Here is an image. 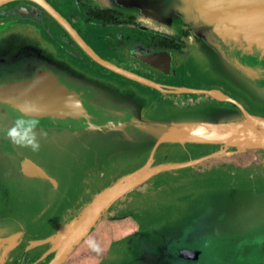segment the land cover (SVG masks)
Returning a JSON list of instances; mask_svg holds the SVG:
<instances>
[{
    "label": "flooded vegetation",
    "instance_id": "1",
    "mask_svg": "<svg viewBox=\"0 0 264 264\" xmlns=\"http://www.w3.org/2000/svg\"><path fill=\"white\" fill-rule=\"evenodd\" d=\"M44 1L101 61L138 78L116 73L94 60L32 1L14 0L1 6L0 28L26 25L43 30L46 42L69 62L143 94L152 110L165 106L191 107L198 103L236 108L233 102L205 94L176 92L187 89L218 90L251 113L238 95L198 77L186 58L187 31L167 34L145 29L135 18L99 9L87 0ZM141 50L167 52L169 56L163 57L162 68H155L139 59L137 51ZM207 154L200 152L173 162H186ZM100 158L81 168L76 183L79 198L73 201V210L66 214L63 209L58 221L54 208L42 209L45 218L40 219L39 213L43 211L32 205L24 206L22 195L27 186L18 179L0 176V220L11 213L21 218L26 215L29 227L27 240L4 264H54L58 253L68 251L69 242L74 246L67 256L59 258L60 264H91L90 261L92 264H227L241 252L242 244L264 239L262 168L256 172L262 174L255 177L238 175L222 163L225 160H219L213 161L216 164L208 161L166 170L122 192L113 202L95 206L98 196L104 195L101 189L109 184L107 171L112 165V156ZM160 162L167 163L168 159L157 163ZM59 187L60 183L56 189ZM82 213L85 222L80 220L83 223L77 230L66 228L73 217ZM88 241H94L99 251H93Z\"/></svg>",
    "mask_w": 264,
    "mask_h": 264
},
{
    "label": "water",
    "instance_id": "2",
    "mask_svg": "<svg viewBox=\"0 0 264 264\" xmlns=\"http://www.w3.org/2000/svg\"><path fill=\"white\" fill-rule=\"evenodd\" d=\"M11 1L14 0H0V7ZM29 1L51 16L94 60L116 73L138 78L101 61L47 2ZM107 6L136 16L141 9H147L148 14L149 9L155 8L169 26L191 29L189 50L199 71L245 98L264 102V0H107ZM38 45L22 32L0 35V164L14 177L27 182L33 179L55 182L39 165L51 147L56 149L62 145L60 140L64 136H93L96 144H101L104 136L110 151L125 157L119 164L120 171L131 170L118 176L103 191L107 195L103 202L106 205L156 173L208 161L234 162L252 151H264V117L249 113L218 90L178 89L176 92L205 94L219 101L233 102L236 108L205 103L199 109L165 107L153 111L143 94L70 69ZM137 55L155 68L159 67L155 56H169L167 52L146 50L137 51ZM28 58V63L13 64ZM139 81L156 87L144 79ZM25 101L43 108L39 114L40 127L47 131L49 140L41 138L37 153L13 144L6 136L19 105ZM76 103L80 106H68ZM160 112H168V117H157ZM210 149L212 152L206 156L186 162L157 163L164 160V155ZM16 230L11 219L0 224L2 263L8 257L11 242L18 238L15 235L23 233ZM73 246L69 242L68 251L62 257ZM61 260H55L54 264H60ZM234 263L257 264L256 252L253 250Z\"/></svg>",
    "mask_w": 264,
    "mask_h": 264
},
{
    "label": "crops",
    "instance_id": "3",
    "mask_svg": "<svg viewBox=\"0 0 264 264\" xmlns=\"http://www.w3.org/2000/svg\"><path fill=\"white\" fill-rule=\"evenodd\" d=\"M87 1H90V3L93 6H96L99 9H110L115 12L121 13L125 16L133 17L136 19L137 23H139L145 29H150V30H154V31L162 32V33H167V34H172L178 31H187L189 34L186 39V48H185L186 58L190 62V64L193 66V69L195 70L196 74L199 77H200V74H202L199 71L198 64L195 63L192 57L193 55L191 51L189 50V43H190L191 36H192L191 29H182V28L169 26L167 21H164L163 18L160 16V13L158 11L156 12L155 8H153V11H150L151 9H149L148 14L145 13L147 12L146 11L147 9H144V10L141 9L140 12L138 13V16H136V15L125 14L123 12L116 10L115 8L108 7L107 0H87ZM55 30L58 31L57 28H55ZM21 32L27 35L30 39H32V41L39 44L38 46L45 49L48 53L54 55L56 59H58L63 64L67 65L70 69L77 70L80 73H85V74H88L94 77H98L97 75H94L91 72L83 71L81 68L75 66L73 63L69 62L64 56H62L56 50L55 47L49 45L46 42V37L43 34V30H40L38 28H33L30 26H26V25H12V26H6L3 28H0V35H3L5 33L19 34ZM57 43L58 45L60 44V42L58 41ZM25 62L26 63L30 62V58L22 59L13 64L17 66L18 64L25 63ZM98 78L110 81L108 79H105L104 77L103 78L98 77ZM226 86L227 87H224V88L229 90L230 92L236 95L240 94L238 91L232 89L228 85ZM124 88H127V87H124ZM129 90H133V89H129ZM242 97L245 100V97L244 96ZM146 100L148 104V98H146ZM206 104H209V103H206ZM215 106H221V105H215ZM165 107L177 108L176 106H165ZM223 107H230V106H223ZM180 108H187V107H180ZM153 111H158V110H153ZM254 115L262 116L260 114H254ZM92 137L93 136H87V135L64 136L60 140V144L62 145H59L56 149L51 147L49 149L50 151L48 152V155L47 156L44 155V157H42L43 160L42 162L41 161L39 162L40 164L34 160L37 164L41 166V168L45 171V173L48 176H50L55 182L45 181V179L44 180L33 179L32 182H29L30 184H33V185H28L27 189L24 190L23 195H22V200L25 202L24 203L25 207L26 206L29 207V205H32L34 206V208L35 207L39 208L40 211H43L42 209H46V208H51V209L54 208L55 210L54 214L57 216V219L55 221H58V215L63 214V209H65V213L67 214L69 210L72 209L73 201H75L76 197L79 198L78 190L76 194V183L78 181V175L81 172V168H83L85 165H88L92 160L94 161L98 159L99 157H101L100 159L103 158V160H105L107 157L112 156V165H110L111 166L110 171H107V175H109L108 177L109 184L103 187L101 190H105V188L110 186L112 181L115 180L118 176L125 175L131 171L129 168H125V169L122 168L120 171L119 164L125 157L121 153L110 151V148H109L110 145H109V142L106 140V137L103 136V142L101 144L94 143L96 142V140H93L95 138H92ZM46 139L49 140V136H47ZM200 152L210 153L212 152V150L211 149L208 151L202 150V151L191 153V154H187L181 151L179 152V155L183 156L185 159V158L191 157L192 155L198 154ZM173 156L174 155H170V154L164 155V160L168 159V162L173 161V159H170ZM113 162H115V164ZM211 162L214 163L213 161ZM222 163L229 166L233 174L255 177V176H258L264 173V151L263 152L252 151L248 153L246 157H243V158L241 157L240 159H236L234 162L224 161ZM214 164H216V162ZM260 168H262V170L260 171H263V172L261 173L259 171L258 173H256L257 170ZM2 175H5L9 178H15V179L21 180L17 177H14L11 174H8L5 170L2 169L1 164H0V176L2 177ZM59 183H60V187L57 190L56 186ZM48 200L50 201L47 202ZM58 204L60 205L62 204V206H59ZM44 211L39 213L40 219L45 218ZM24 213L26 214V212ZM8 219L15 221L17 230L14 232L18 231V232H23V233H18L15 235L18 238L14 240L13 244L11 242L10 248L7 249L9 251H7L8 257L5 260V262L8 261L12 255H14L13 253H15V251L19 249L23 241L27 240L26 235L29 230L28 219L26 218V215H23L21 218L20 215L16 213H11L7 217H5L3 220H0V224L3 222H6V220ZM5 262L3 263L0 262V264H4ZM89 263L92 264L93 261H90Z\"/></svg>",
    "mask_w": 264,
    "mask_h": 264
},
{
    "label": "clouds",
    "instance_id": "4",
    "mask_svg": "<svg viewBox=\"0 0 264 264\" xmlns=\"http://www.w3.org/2000/svg\"><path fill=\"white\" fill-rule=\"evenodd\" d=\"M71 107H79V103L69 104ZM43 108L31 101H25L18 107V114L13 118L12 125L7 128L6 136L10 141L21 147L32 151L39 152L41 148V138H46L48 133L40 127L39 114ZM89 247L93 251H99L94 241H88Z\"/></svg>",
    "mask_w": 264,
    "mask_h": 264
},
{
    "label": "rangeland",
    "instance_id": "5",
    "mask_svg": "<svg viewBox=\"0 0 264 264\" xmlns=\"http://www.w3.org/2000/svg\"><path fill=\"white\" fill-rule=\"evenodd\" d=\"M1 25H2V23L0 22V26ZM200 78H202V79H204L206 81H209V82L211 81L213 83H216L217 85H220V86H223V87H227L226 84H224L222 82L215 81V80L211 79L210 77L205 76L203 74H200ZM238 96L240 98H242L243 101L249 106L248 110H250L251 113L260 114V115L264 116V102H258L256 100H253V99L249 98L248 96L244 100L242 95L238 94ZM200 104H205V103H198V104L194 105L196 107V109L201 108ZM156 116L157 117H168V112H162V113L160 112ZM178 116H180V115H178ZM178 116H176V118H179ZM190 117H192V116H190ZM176 118H174V119H176ZM170 149H173V148H170ZM170 159H178L179 161H181V160H184V157L180 156V155H174ZM20 181L23 182L26 186L33 185V184H30L27 181H23V180H20ZM241 247H242L241 252L239 254L235 255L230 260H228L227 264H235L234 262L237 260V258H239V257L242 258V257L248 255L253 250L256 252V263L257 264H264V239L263 238H259L256 241L249 242L246 245L242 244ZM254 259H255V256L253 258V261H254Z\"/></svg>",
    "mask_w": 264,
    "mask_h": 264
},
{
    "label": "bare ground",
    "instance_id": "6",
    "mask_svg": "<svg viewBox=\"0 0 264 264\" xmlns=\"http://www.w3.org/2000/svg\"><path fill=\"white\" fill-rule=\"evenodd\" d=\"M141 53V52H140ZM141 55V54H140ZM155 58L157 59L156 60V64L159 65V67H163V57H160V56H155ZM153 58V59H155ZM161 59V60H159ZM156 134H159V131H156ZM107 199V195H103L102 197L98 198L97 199V202H96V205L95 206H100L101 203H103L105 200ZM84 215L85 213H82V214H77L75 217H73L68 223H67V227L66 228H69V229H73V230H77L78 229V226H80L84 221ZM83 219V220H82ZM82 220V221H80ZM67 241V240H66ZM63 256V253H58L57 255V259L61 258Z\"/></svg>",
    "mask_w": 264,
    "mask_h": 264
}]
</instances>
